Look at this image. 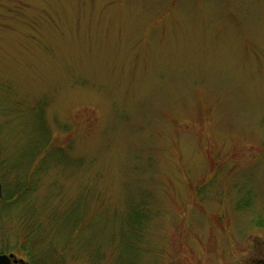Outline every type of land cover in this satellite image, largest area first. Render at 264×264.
I'll use <instances>...</instances> for the list:
<instances>
[{
	"label": "rangeland",
	"instance_id": "374dc122",
	"mask_svg": "<svg viewBox=\"0 0 264 264\" xmlns=\"http://www.w3.org/2000/svg\"><path fill=\"white\" fill-rule=\"evenodd\" d=\"M0 183L29 264L264 262V0H0Z\"/></svg>",
	"mask_w": 264,
	"mask_h": 264
},
{
	"label": "water",
	"instance_id": "95a60500",
	"mask_svg": "<svg viewBox=\"0 0 264 264\" xmlns=\"http://www.w3.org/2000/svg\"><path fill=\"white\" fill-rule=\"evenodd\" d=\"M2 193L1 183H0V197ZM0 264H29L27 261L16 258L13 253H0ZM258 264H264V263H258Z\"/></svg>",
	"mask_w": 264,
	"mask_h": 264
},
{
	"label": "trees",
	"instance_id": "16d2710c",
	"mask_svg": "<svg viewBox=\"0 0 264 264\" xmlns=\"http://www.w3.org/2000/svg\"><path fill=\"white\" fill-rule=\"evenodd\" d=\"M26 255L28 256L29 259L31 258V254H30V252H27Z\"/></svg>",
	"mask_w": 264,
	"mask_h": 264
},
{
	"label": "flooded vegetation",
	"instance_id": "af4514ba",
	"mask_svg": "<svg viewBox=\"0 0 264 264\" xmlns=\"http://www.w3.org/2000/svg\"><path fill=\"white\" fill-rule=\"evenodd\" d=\"M258 263H264V262H257V263H250V264H258Z\"/></svg>",
	"mask_w": 264,
	"mask_h": 264
}]
</instances>
